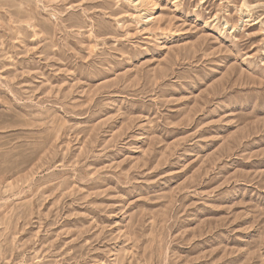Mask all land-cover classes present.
Listing matches in <instances>:
<instances>
[{
  "label": "rangeland",
  "instance_id": "374dc122",
  "mask_svg": "<svg viewBox=\"0 0 264 264\" xmlns=\"http://www.w3.org/2000/svg\"><path fill=\"white\" fill-rule=\"evenodd\" d=\"M145 1L0 0V264H264V0Z\"/></svg>",
  "mask_w": 264,
  "mask_h": 264
},
{
  "label": "bare ground",
  "instance_id": "6f19581e",
  "mask_svg": "<svg viewBox=\"0 0 264 264\" xmlns=\"http://www.w3.org/2000/svg\"><path fill=\"white\" fill-rule=\"evenodd\" d=\"M140 2L139 3H141V2H146L145 0H139ZM147 20H152L153 19V15L152 14H149V15H147Z\"/></svg>",
  "mask_w": 264,
  "mask_h": 264
}]
</instances>
